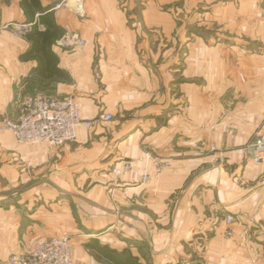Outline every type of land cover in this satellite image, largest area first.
<instances>
[{
	"label": "crops",
	"instance_id": "obj_1",
	"mask_svg": "<svg viewBox=\"0 0 264 264\" xmlns=\"http://www.w3.org/2000/svg\"><path fill=\"white\" fill-rule=\"evenodd\" d=\"M197 7L264 44V0H0V113L48 89L116 118L62 146L0 129V264L65 235L74 264H264V54L197 36L180 65ZM58 28L41 63L27 35Z\"/></svg>",
	"mask_w": 264,
	"mask_h": 264
},
{
	"label": "built area",
	"instance_id": "obj_2",
	"mask_svg": "<svg viewBox=\"0 0 264 264\" xmlns=\"http://www.w3.org/2000/svg\"><path fill=\"white\" fill-rule=\"evenodd\" d=\"M113 117L111 112H102L92 119L83 118L80 103L74 96L32 94L22 100L17 118L0 113V129L10 131L20 143L47 142L61 146L75 141L80 128L91 129ZM245 152L248 160L264 165V129L254 133L245 144ZM226 221L233 222L234 216H227ZM9 263L74 264L71 236L40 238L31 252L12 254Z\"/></svg>",
	"mask_w": 264,
	"mask_h": 264
},
{
	"label": "rangeland",
	"instance_id": "obj_3",
	"mask_svg": "<svg viewBox=\"0 0 264 264\" xmlns=\"http://www.w3.org/2000/svg\"><path fill=\"white\" fill-rule=\"evenodd\" d=\"M205 8L197 7L195 10H192L189 14V17L181 16V13H176L180 15L178 18L179 20H189L187 23H181L179 24L182 27V31L186 33L187 30V36L185 35L184 39L181 35H178V38L176 37L175 40V61L180 63L182 65L184 63V57L186 53V43L192 41L197 36H203L204 39L208 41V43L215 44L216 42H222L226 41L229 43H238L242 45L243 47H246L248 51H251L255 54L260 55L261 57L264 54V44L258 40H251L250 38H247L245 36H241V34H229L225 31L226 27L221 26L220 24L214 22L212 19L208 18L205 15ZM227 34V35H226ZM227 36V37H226ZM229 37V38H228ZM232 37V38H231ZM166 40L161 39L160 37L155 41V44L153 45L155 48L157 47L159 51L161 48H165ZM248 46V47H247ZM34 94H44L47 96H55L52 95L51 92L47 89V91H37L34 92ZM32 95V94H31ZM62 97V96H61ZM213 105V104H211ZM113 119L111 121H115V115L113 114ZM109 122V121H108ZM103 125V124H102ZM94 127H97L94 126ZM93 127V128H94ZM92 129V128H91ZM260 128H257L256 131H258ZM74 142V141H71ZM70 143V142H67ZM62 146V145H61Z\"/></svg>",
	"mask_w": 264,
	"mask_h": 264
},
{
	"label": "trees",
	"instance_id": "obj_4",
	"mask_svg": "<svg viewBox=\"0 0 264 264\" xmlns=\"http://www.w3.org/2000/svg\"><path fill=\"white\" fill-rule=\"evenodd\" d=\"M60 35H61V31H59V28H58V33L52 32L50 30L41 32L38 31L37 29H34L32 33L27 35V38L31 41L30 52H34L35 57H37L41 63H43L45 58L48 59L50 63L53 56L49 51V47L54 43V41H56L57 37L58 38L60 37ZM36 53H41V56H39ZM58 73H63V72L58 68Z\"/></svg>",
	"mask_w": 264,
	"mask_h": 264
}]
</instances>
